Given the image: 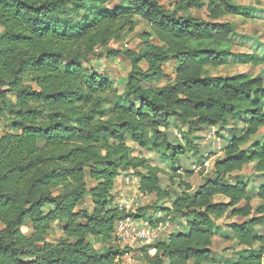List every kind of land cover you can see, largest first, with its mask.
Returning <instances> with one entry per match:
<instances>
[{"label": "trees", "instance_id": "obj_1", "mask_svg": "<svg viewBox=\"0 0 264 264\" xmlns=\"http://www.w3.org/2000/svg\"><path fill=\"white\" fill-rule=\"evenodd\" d=\"M201 10L205 18L192 13ZM239 16L247 14L234 0H179L173 9L158 0H0V120L11 128L0 136V264H116L114 224L125 215L113 204L118 174L134 171L141 195L170 202L162 170L145 153L171 165L168 181L181 191L172 214L187 231L155 244L154 256L137 250L141 264H215L216 236L240 247L232 264H264V183L254 211L247 183L230 181L248 165L264 172V139H256L264 80L212 74L236 59L264 63L233 51L246 42L224 19ZM140 24L147 30L137 50L111 47ZM96 53L129 63L121 92L90 66ZM170 61L172 81L140 86L165 77ZM239 118L243 135L196 187L187 182L193 172L178 165L197 155L193 135L218 134ZM171 120L185 127L184 144L170 140ZM142 209L135 216L145 217ZM224 217L239 221L225 228L217 224Z\"/></svg>", "mask_w": 264, "mask_h": 264}, {"label": "rangeland", "instance_id": "obj_2", "mask_svg": "<svg viewBox=\"0 0 264 264\" xmlns=\"http://www.w3.org/2000/svg\"><path fill=\"white\" fill-rule=\"evenodd\" d=\"M179 0H172L168 4H163L165 9H173V6L178 3ZM234 2L247 14V17H227L224 19L226 22H231L236 27V34L243 37H237V39H243L245 43L244 47H233V51L237 54H257L264 59V0H234ZM193 14L200 18H205V12L193 11ZM147 28L140 24L137 26L135 33L129 35L128 38L121 44L111 45L113 48H122L128 47L130 50H137L139 48L140 39L137 35L145 32ZM120 50V49H119ZM99 52V50H98ZM235 63L229 67L221 68L217 71H212V74H222L235 76L239 74L250 75L253 78H262L264 80V63L260 66L246 65L241 64L238 59L234 61ZM90 66L96 71L99 75L107 77L110 81L113 82V85L121 92L123 90L122 80L125 79V75L129 71V63L121 58L117 60H108L101 53H96L90 61ZM165 77L157 82H142L141 87H157L164 85L166 82L173 80V62L164 65ZM246 118H239V120H230L225 128L220 130L216 137L220 139V145H213L210 136V130H201L196 132L193 135V142L197 145L198 153L197 155H188L181 158L182 164L178 165L182 170H188L193 172V176L187 179V182L191 183L194 187L198 185L207 175H209L210 168L203 167V163L206 160H210V165L214 162L215 159L221 158L223 156V150L226 147L227 143L233 136H242L244 133V122ZM168 135L170 140L174 142H179L184 144L182 133L185 131V127L178 124L177 122L171 120L169 123ZM219 131V130H218ZM11 132V128L3 121L0 120V136ZM256 139H264V131L260 132ZM180 140V141H179ZM146 158L152 161L153 165H157L158 168L162 170L160 175V180L162 185L167 189L169 203L166 200L156 201L154 196H148L144 198L141 196L140 207L143 208L146 213L151 212L154 206L156 208H163L166 213L172 216V230L170 235L179 232H186L185 220L179 217H174L172 214V202L180 195L181 191L172 185L168 181V176L170 174V166L163 160L162 157L156 156L155 154H146ZM178 169V168H177ZM182 173V171H180ZM136 179L134 176V171H124L120 172L114 181V187L112 189V194L114 195V202L118 198L129 196L135 193V190L138 192L137 183H134L133 179ZM235 178L245 181L248 186L249 193L253 196L251 202L253 210L255 211L262 202L257 199L256 192L260 185L264 183V172L257 173L254 171L253 165H248L243 168L240 173L234 175L231 182L235 181ZM129 179L128 182H126ZM137 182V180H136ZM176 184L177 179L174 181ZM91 186V183H88V187ZM217 200H221L220 198ZM86 206H90V203L86 200ZM169 204V205H168ZM142 209V210H143ZM253 217L258 215L255 212H252ZM261 225L258 226V233L264 238V213L262 215ZM174 217V218H173ZM234 219L222 218L217 221L218 225H224L225 228L233 221ZM236 220V219H235ZM236 221H239L238 219ZM1 228V226H0ZM22 231L25 234H29L30 231L27 228H23ZM60 237V232L56 229L55 236L50 240L57 242V238ZM213 249L212 255L214 256L216 262L215 264H232L233 261L239 256L241 249L237 246L236 242L232 239H229L226 236L225 239H222L220 236H216L213 239ZM234 242V243H230ZM226 245V246H224ZM97 248L100 250L101 245H98ZM258 249L257 245L251 248L250 252H254ZM141 264V263H139ZM166 264V263H165Z\"/></svg>", "mask_w": 264, "mask_h": 264}, {"label": "built area", "instance_id": "obj_3", "mask_svg": "<svg viewBox=\"0 0 264 264\" xmlns=\"http://www.w3.org/2000/svg\"><path fill=\"white\" fill-rule=\"evenodd\" d=\"M161 4H168L172 0H158ZM209 138L212 144L220 145V139L216 137V130H210ZM210 160L203 163V167L210 168ZM128 182L129 179H126ZM137 183V179H133ZM141 195L135 190V193L118 198L115 207L124 212L125 215L114 224V237L121 250V253L115 259L116 264H139L137 257L140 248H147L148 255L156 254L155 244L168 239L172 230V216L162 209H154L147 213L145 217L135 216L140 209ZM145 197V196H144Z\"/></svg>", "mask_w": 264, "mask_h": 264}, {"label": "crops", "instance_id": "obj_4", "mask_svg": "<svg viewBox=\"0 0 264 264\" xmlns=\"http://www.w3.org/2000/svg\"><path fill=\"white\" fill-rule=\"evenodd\" d=\"M240 179V178H239ZM245 182V181H244ZM144 197V196H143ZM148 196H146V197H144V198H147ZM219 199V198H218ZM169 203V202H168ZM169 205V204H168ZM234 220L233 221H236L237 220V218H233ZM236 219V220H235ZM230 243H234V242H230ZM213 244H214V242H213V240H212V249H213ZM224 246H226V245H224ZM211 249V250H212Z\"/></svg>", "mask_w": 264, "mask_h": 264}]
</instances>
